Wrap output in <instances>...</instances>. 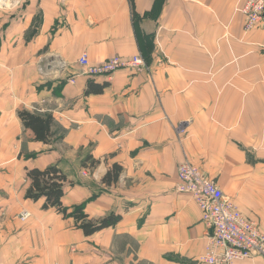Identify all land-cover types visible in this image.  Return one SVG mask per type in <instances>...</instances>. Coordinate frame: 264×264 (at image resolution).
Instances as JSON below:
<instances>
[{
	"label": "crops",
	"instance_id": "1",
	"mask_svg": "<svg viewBox=\"0 0 264 264\" xmlns=\"http://www.w3.org/2000/svg\"><path fill=\"white\" fill-rule=\"evenodd\" d=\"M246 1L0 0V264H203L208 230L177 191L185 162L264 233V23L245 32ZM83 54L147 69L92 79ZM21 111L53 116L63 140L37 142ZM51 166L69 212L121 221L86 237L26 200L27 171Z\"/></svg>",
	"mask_w": 264,
	"mask_h": 264
},
{
	"label": "built area",
	"instance_id": "2",
	"mask_svg": "<svg viewBox=\"0 0 264 264\" xmlns=\"http://www.w3.org/2000/svg\"><path fill=\"white\" fill-rule=\"evenodd\" d=\"M244 30L251 32L264 23V0H247L243 9ZM79 66L89 78L110 77L121 69L143 72L147 66L141 55L131 59L118 56L104 63L92 65L87 54ZM70 82L74 83V80ZM179 193L190 195L202 214L208 230L203 264H246L257 257L264 258V233L257 222L247 219L233 200L224 196L217 183L209 179L197 166L185 162L178 168ZM25 214L22 220H26Z\"/></svg>",
	"mask_w": 264,
	"mask_h": 264
},
{
	"label": "trees",
	"instance_id": "3",
	"mask_svg": "<svg viewBox=\"0 0 264 264\" xmlns=\"http://www.w3.org/2000/svg\"><path fill=\"white\" fill-rule=\"evenodd\" d=\"M103 92L102 88L90 89L87 93ZM23 126L26 130H30L35 135V140L45 145H53L60 143L63 136H59V132L53 131L54 118L51 115L45 114H31L27 111L19 113ZM92 169L97 166L99 162L88 157L84 161V166ZM87 166V167H88ZM123 168L115 164L103 178V184L107 187L113 186L119 182ZM26 178L29 182L25 198L33 202L44 200L45 204L43 210L55 209L64 218L74 219L77 226L86 237H91L96 233L116 226L121 221V216L112 214L100 221H92L85 213L84 206H78L71 212L63 206L62 199L65 195L64 186L67 182V177L63 174L58 166H51L45 170L31 169L27 171Z\"/></svg>",
	"mask_w": 264,
	"mask_h": 264
}]
</instances>
